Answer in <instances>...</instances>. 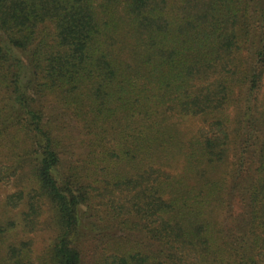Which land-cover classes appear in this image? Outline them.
<instances>
[{"label":"trees","instance_id":"trees-1","mask_svg":"<svg viewBox=\"0 0 264 264\" xmlns=\"http://www.w3.org/2000/svg\"><path fill=\"white\" fill-rule=\"evenodd\" d=\"M0 93L54 235L0 264H264V0H0Z\"/></svg>","mask_w":264,"mask_h":264},{"label":"rangeland","instance_id":"rangeland-1","mask_svg":"<svg viewBox=\"0 0 264 264\" xmlns=\"http://www.w3.org/2000/svg\"><path fill=\"white\" fill-rule=\"evenodd\" d=\"M1 97V93H0ZM1 105V104H0ZM55 120V126L64 131L67 139H76L74 149H67L65 152L66 161H76L81 158V155L86 151L82 148V135L79 131L78 122L71 118V115L62 114L59 119ZM10 121V119H9ZM8 121V123H9ZM12 121V120H11ZM10 121V122H11ZM6 123V122H5ZM168 123H176L180 129L181 137L190 138L198 135L203 127V121L199 116H187L185 118H171ZM5 129V128H3ZM63 133V132H62ZM70 134V135H69ZM23 132L17 124L10 125L6 131H0V226L6 227L9 222L16 223V226L4 233V243L0 256L6 254L7 245L16 243L21 240L34 239L38 250L44 248L53 238V232L46 226L33 233H27L21 225L23 224V216L28 211V195L31 174V166L29 162L21 165L16 173L15 167L19 165L20 151L23 150ZM183 163L177 161L172 168H167L173 173L182 172ZM23 190L25 193L22 198L14 197L18 191ZM48 216L47 209L43 216V221Z\"/></svg>","mask_w":264,"mask_h":264}]
</instances>
